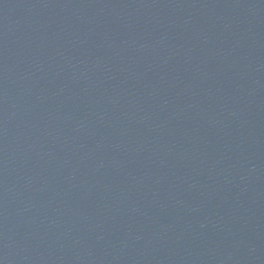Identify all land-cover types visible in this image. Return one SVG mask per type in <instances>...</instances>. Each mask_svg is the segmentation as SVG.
<instances>
[{
    "label": "water",
    "instance_id": "water-1",
    "mask_svg": "<svg viewBox=\"0 0 264 264\" xmlns=\"http://www.w3.org/2000/svg\"><path fill=\"white\" fill-rule=\"evenodd\" d=\"M0 264H264V0H0Z\"/></svg>",
    "mask_w": 264,
    "mask_h": 264
}]
</instances>
